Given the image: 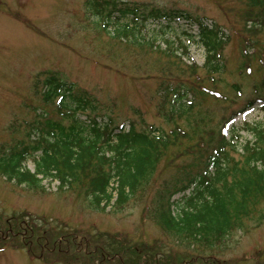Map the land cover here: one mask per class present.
Segmentation results:
<instances>
[{
    "label": "rangeland",
    "instance_id": "374dc122",
    "mask_svg": "<svg viewBox=\"0 0 264 264\" xmlns=\"http://www.w3.org/2000/svg\"><path fill=\"white\" fill-rule=\"evenodd\" d=\"M90 1L0 0V152L22 140L26 132L30 131L37 110L56 119L55 102L45 104L42 100L46 77L75 84L101 103L94 110H88L86 116L81 115V119H110L117 124L128 125L129 122L139 121L141 115L147 124L162 131L169 132L173 128L166 117L170 112L169 106L159 110L163 100L161 94L166 92L157 90L158 80L165 78L167 82L177 83L178 79H187V74L177 75V69L166 75L159 73L164 61L158 57L161 56L159 50H165L167 46V49L180 53L185 47V62L192 58L196 64L202 65L204 51L194 38L197 26L192 20L171 18L159 23L147 20L142 36L158 46L159 50L156 48L155 51L141 39L116 33L117 29L122 28L114 26L113 17L117 18V12L110 21L102 15L112 8L111 5L109 9L102 10V14H94V9L89 6ZM119 1L117 5L123 10L134 9L135 4L148 11L182 14L190 19L208 20L229 33L241 26L239 14L242 10L240 2L236 0ZM129 16L123 25L130 24ZM237 42L234 40L225 49L226 72L222 78L216 76L215 85L210 83L205 86H213L222 98L203 99L205 102L201 107L192 111L189 123L194 114L200 112L214 119L211 128L206 124L203 128L213 129L217 122H222L228 116L227 112L238 107L232 105V102L238 103L241 99L232 93L234 81L237 80L236 85L243 96L246 94L248 97L253 94V85L263 78V75L258 77L239 72L243 58L240 48L235 44ZM192 75L205 78V73L200 69ZM261 119H264V112L257 107L244 116H238L226 126V130L232 127L239 129L243 123ZM178 123L182 128H188V122ZM244 133L243 130L239 131L242 135L240 142L244 139ZM175 151V148H171L168 155ZM177 162L172 166H176ZM163 166L160 169H164ZM26 167L33 172L32 161L26 163ZM173 171L166 174L165 170L163 175L159 174L158 182L171 178ZM153 187L158 188L159 184ZM189 195L191 190H186L184 194L175 195L172 200L183 206L184 198ZM149 198L146 196L139 204L123 206H115L113 198L109 204H101V211L95 210L87 200L82 199V194L72 193L66 186L60 187L57 181L46 179L40 187L27 190L24 186L6 182L0 175V264H105V260L98 258L97 253L110 255V250L107 248L106 252L105 249L111 247L108 236L113 240H120L119 237L125 239L127 247L135 248L140 253L144 250V255H141L143 260L149 259L147 264H153L154 260L155 264H183L185 253L197 256V261L206 258L209 264H264V209L261 222H247L225 244L205 248L197 254L194 250L184 252L181 247L169 244V236L163 232L156 218L149 215ZM174 212L176 214L178 210ZM19 214H24L25 218L20 215L21 219ZM63 224L66 225L63 231H68L70 235L68 243L72 239L78 243V253L68 252L65 247L63 250L58 249L62 245L56 243V237L52 241V245L57 247L55 252L52 248L48 249L47 242L45 247L35 244L32 250L33 239L26 244L22 242L25 235L29 237L33 233L35 226L44 225L55 231L62 230ZM91 235L92 241L84 243ZM49 237L50 234L46 232L41 239ZM82 238L83 243H79ZM115 249V246L111 247V251ZM88 252L90 256L85 255ZM117 263L115 260L114 264ZM192 264L199 262L193 261Z\"/></svg>",
    "mask_w": 264,
    "mask_h": 264
},
{
    "label": "trees",
    "instance_id": "16d2710c",
    "mask_svg": "<svg viewBox=\"0 0 264 264\" xmlns=\"http://www.w3.org/2000/svg\"><path fill=\"white\" fill-rule=\"evenodd\" d=\"M236 1L241 5V26L232 33L205 19L148 11L135 4L134 9L123 10L117 5L119 0L90 1L94 14H102V10L112 6L106 14H102L107 21L117 12V18L113 17L114 26L122 28L116 33L141 39L154 50L158 46L142 36L147 20L152 23L171 18L192 20L197 26L194 38L204 51L202 65L196 64L192 58L185 62V47L180 53L167 49V46L165 50L157 48L161 52L158 57L164 60L159 73L166 75L177 69V75L187 74V79H178L177 83L167 82L165 78L158 80L157 90L166 92L161 94L163 100L159 110L169 106L170 112L166 117L173 128L169 132L162 131L147 124L141 115L139 121L129 122L128 125L117 124L110 119H81V115L86 116L88 110H94L101 103L75 84L46 77L42 100L45 104L55 102L56 119L37 110L30 131L22 140L0 152V175L6 182L24 186L27 190L40 187L46 179L57 181L60 187L66 186L68 191L82 194V199L87 200L95 210H101V204H109L113 198L115 206H123L139 204L150 196L149 215L156 218L163 232L169 236V244L181 247L184 252L194 250L198 254L205 248L225 244L233 233L241 231L245 223L253 220L261 222L264 209V119L243 123L239 129L232 127L226 131L225 127L258 104H263L264 111V0ZM126 15L134 17L129 16L130 24L123 25L128 18ZM234 40H238L235 44L243 58L239 72L258 77L263 75V78L253 85V94L248 97L246 94L243 96L236 85L237 80L234 81L232 93L241 99L238 103L232 102V105L238 107L227 112L228 116L217 122L213 129L203 128L205 124L211 128L214 119L200 112H196L189 123L192 111L201 107L206 97L222 98L213 86H205L210 83L215 85L214 78L220 76L221 79L226 72L224 53ZM197 69L205 73V78L198 75L191 77ZM179 121L188 122V128H182ZM241 130L245 136L240 142ZM171 148L176 151L168 155ZM29 161L33 162V172L26 167ZM175 162L176 166H172ZM162 164L164 169H160ZM165 170L166 174L174 170L172 177L158 182L159 174L163 175ZM156 184H159L158 188L153 187ZM186 190H191V195L184 198L183 206L172 200ZM175 210H178L176 214ZM20 215L25 218L24 214L18 215L22 219ZM62 227V230L54 231L44 225L35 226L33 233L29 237L25 235L22 242L26 244L33 239L30 250L35 244L45 247L47 242L48 249L52 248L55 252L57 247L52 245V241L56 237V243L62 245L58 249L65 247L68 252L78 253V243L74 239L68 243L69 232L63 231L65 224ZM46 232L50 237L41 239ZM108 238L111 247L116 249L111 251V247L101 246L106 252L107 248L110 250V255L97 253L105 264H114L115 260L117 264L149 262V259L142 258L144 250L140 253L127 247L121 237L120 240ZM90 241L92 235L84 243ZM79 243H83V238ZM85 255L90 256L89 252ZM133 256L135 258H131ZM183 257V264H192L193 261L209 264L206 258L197 261V256L187 253ZM152 263L155 264V260Z\"/></svg>",
    "mask_w": 264,
    "mask_h": 264
}]
</instances>
